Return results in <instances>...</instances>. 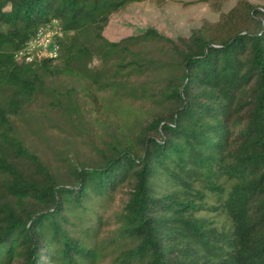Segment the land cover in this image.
<instances>
[{"label":"trees","instance_id":"trees-1","mask_svg":"<svg viewBox=\"0 0 264 264\" xmlns=\"http://www.w3.org/2000/svg\"><path fill=\"white\" fill-rule=\"evenodd\" d=\"M135 1L0 0V264H98L108 250L106 264H264V6L237 0L187 36L106 38ZM54 21L59 56L17 60ZM56 76L154 107L66 183L12 121Z\"/></svg>","mask_w":264,"mask_h":264},{"label":"rangeland","instance_id":"rangeland-1","mask_svg":"<svg viewBox=\"0 0 264 264\" xmlns=\"http://www.w3.org/2000/svg\"><path fill=\"white\" fill-rule=\"evenodd\" d=\"M236 1L131 2L111 16L104 35L111 41H119L151 26L171 38L187 36L205 23H215ZM250 1L264 6V0ZM98 64L97 60L91 63ZM152 108L149 100L125 97L113 90L89 92L68 78L56 76L46 79L42 91L12 121L23 143L66 183L70 165L98 164L108 143L115 138L131 140L137 124ZM119 207L120 203L114 202L107 210L114 212ZM104 254L98 264L111 260L109 250Z\"/></svg>","mask_w":264,"mask_h":264},{"label":"built area","instance_id":"built-area-1","mask_svg":"<svg viewBox=\"0 0 264 264\" xmlns=\"http://www.w3.org/2000/svg\"><path fill=\"white\" fill-rule=\"evenodd\" d=\"M62 37V28L57 21L42 25L24 47L16 51L15 58L26 63L45 58H57L61 50Z\"/></svg>","mask_w":264,"mask_h":264}]
</instances>
